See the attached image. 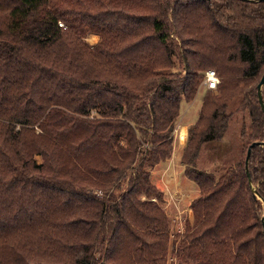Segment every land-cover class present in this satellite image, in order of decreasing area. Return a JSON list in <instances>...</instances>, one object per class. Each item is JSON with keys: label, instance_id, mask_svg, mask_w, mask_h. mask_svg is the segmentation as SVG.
Returning <instances> with one entry per match:
<instances>
[{"label": "trees", "instance_id": "trees-1", "mask_svg": "<svg viewBox=\"0 0 264 264\" xmlns=\"http://www.w3.org/2000/svg\"><path fill=\"white\" fill-rule=\"evenodd\" d=\"M207 70L218 84L178 156L193 222L172 252L264 264V1L0 0V264H165L151 171ZM236 99L247 149L259 143L247 168L198 169L203 145L227 142Z\"/></svg>", "mask_w": 264, "mask_h": 264}, {"label": "rangeland", "instance_id": "rangeland-1", "mask_svg": "<svg viewBox=\"0 0 264 264\" xmlns=\"http://www.w3.org/2000/svg\"><path fill=\"white\" fill-rule=\"evenodd\" d=\"M84 41L88 45L92 46L99 41V36L88 35L85 37ZM200 86L201 87L192 101H182L180 113L175 122L173 138H176L175 135L177 136L178 128H186V126L189 128L197 120L199 109L202 104L203 94L206 90L203 82ZM237 104L236 99L233 104L229 105L228 108L232 110L233 113L229 120L228 134L225 138L226 140L228 139L227 142L216 143L212 149H208V145H203L197 159L198 169L218 175L226 167L235 164L245 157L248 144H246L242 135L244 132H249L250 123L247 113L245 111L240 112V110H237ZM173 151L174 152L172 154H180L182 149H179V147L176 146L175 148L173 147ZM36 160L39 162L40 158L36 157ZM164 163L165 162L158 164L151 171V180L156 188L162 190L163 192L162 201L159 202V205L169 220V250L165 264H179L172 250L174 251L177 246V243L184 233L187 224L191 225L193 222L190 203L192 199L198 195V188L197 186L189 188V186L182 182V180L178 182L176 181L177 174L182 176V172H179V166L176 161L172 165V170L170 171L172 174L171 181L160 183L161 185H159L157 183L158 177L156 174L157 170L160 169L161 166L165 165ZM141 199L144 200L146 197L142 196ZM151 199L156 201L155 197Z\"/></svg>", "mask_w": 264, "mask_h": 264}, {"label": "crops", "instance_id": "crops-1", "mask_svg": "<svg viewBox=\"0 0 264 264\" xmlns=\"http://www.w3.org/2000/svg\"><path fill=\"white\" fill-rule=\"evenodd\" d=\"M183 132H184V138H182V133ZM187 136H188V127L187 126H186V128H184V127L183 128L182 127L178 128L177 129V136L175 135L176 138H173V142H174L173 147L175 148L176 146H178L179 149H182L185 146V144H186ZM178 155H179V153L178 154H172L171 158L168 159L167 161H165V163H164L165 165L161 166V168L157 170V174H156L157 177H158L157 183L159 185H161L160 183L170 182L171 181L172 174H171L170 171L172 170V165L176 161L178 166H179V172H182V176L177 174L176 181L178 182V181L182 180V182H184L186 185H188L189 188H191L192 186H196L193 182H191L189 179L186 178V176L184 174V171H183L184 168L178 162Z\"/></svg>", "mask_w": 264, "mask_h": 264}, {"label": "water", "instance_id": "water-1", "mask_svg": "<svg viewBox=\"0 0 264 264\" xmlns=\"http://www.w3.org/2000/svg\"><path fill=\"white\" fill-rule=\"evenodd\" d=\"M247 1H264V0H247ZM264 83V74L260 80V82L258 83L257 85V95H258V100H259V103L261 104V109L264 113V105L262 103V98H261V93H260V90H261V87ZM255 145H259V143H252L249 148L247 149V152H246V156H245V167L247 168V163H248V160H249V155H250V151H251V148L254 147ZM246 172H247V175H248V171L246 169ZM249 176V175H248Z\"/></svg>", "mask_w": 264, "mask_h": 264}, {"label": "built area", "instance_id": "built-area-1", "mask_svg": "<svg viewBox=\"0 0 264 264\" xmlns=\"http://www.w3.org/2000/svg\"><path fill=\"white\" fill-rule=\"evenodd\" d=\"M204 87L206 89H215L218 84V78L214 70H207L203 80Z\"/></svg>", "mask_w": 264, "mask_h": 264}, {"label": "bare ground", "instance_id": "bare-ground-1", "mask_svg": "<svg viewBox=\"0 0 264 264\" xmlns=\"http://www.w3.org/2000/svg\"><path fill=\"white\" fill-rule=\"evenodd\" d=\"M182 138H184V132L182 133Z\"/></svg>", "mask_w": 264, "mask_h": 264}]
</instances>
